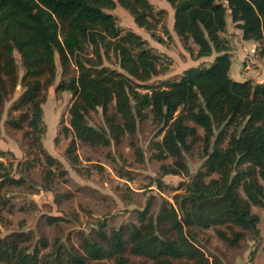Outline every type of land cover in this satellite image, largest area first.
<instances>
[{
  "label": "trees",
  "instance_id": "16d2710c",
  "mask_svg": "<svg viewBox=\"0 0 264 264\" xmlns=\"http://www.w3.org/2000/svg\"><path fill=\"white\" fill-rule=\"evenodd\" d=\"M165 1L174 11L173 30L184 48L191 51V42L197 46L196 58L217 56L208 67H191L177 80L153 84V78L168 72L160 69L163 57L137 33L122 30L110 12L121 7L138 28L156 38L160 25L169 39L149 0H0V118L7 98L20 85L21 95L5 124L24 129L23 138L31 140L51 166L54 159L45 153L41 137L56 57L64 76L74 72L55 88L72 94L66 129L71 144H118L124 134L136 132L138 120L151 116L163 133L154 143V158L174 159L160 167L162 175H188L183 154L201 140L204 158V170L183 183L184 193L175 195L174 202L164 201L157 214L150 213L148 204L138 212L139 225L106 231L102 222L78 248L55 245L44 254L22 247L20 234L0 235V264H135L130 257L140 259L138 264H223L197 245L201 231L213 228L230 246L238 245L245 231L258 233L259 218L251 208H264V83L230 77V46L224 33L229 16L244 41L262 43L264 0ZM88 47L92 57L86 56ZM103 56H112L119 70L105 67ZM112 101L116 116L108 115ZM98 108L105 115L108 135L87 122ZM4 155L0 150V158ZM0 171V189L6 180L26 181L24 175L8 177L1 161ZM205 177L211 178L205 182ZM41 247L49 245L42 240Z\"/></svg>",
  "mask_w": 264,
  "mask_h": 264
},
{
  "label": "rangeland",
  "instance_id": "374dc122",
  "mask_svg": "<svg viewBox=\"0 0 264 264\" xmlns=\"http://www.w3.org/2000/svg\"><path fill=\"white\" fill-rule=\"evenodd\" d=\"M149 1L153 2L155 16L161 19L166 29L170 28L173 12L160 13L162 2ZM110 12L122 30H135L150 43H161L163 48L175 54L176 61L183 62L177 61L179 65H173L167 54H159L151 48L163 57L160 69L167 68L168 72L153 78L150 83L173 80L176 73L199 63L200 60L195 57L197 48L191 42L188 43L191 51L183 47L187 54L184 58L180 57L182 54L177 55L179 47L167 38L160 25L154 32L156 38H153L144 29H138L131 15L123 8L117 7ZM234 38L239 43L238 36ZM148 41L147 46L150 44ZM86 53V56L92 57L90 47ZM15 57L20 66L18 54ZM56 65V78L46 92L47 99L43 106L45 132L41 137L42 147L54 159V165L49 164L36 145L32 146L31 140L23 138L24 129L14 130L5 124L12 105L21 95L20 85L7 98L0 118V150L5 153L0 161L5 166V173L10 178L19 179L24 175L26 179L21 184L6 180L0 189V235L3 238L20 234L22 247L29 250L37 248L41 254L51 252L55 245L78 248L81 239L93 237L102 222L106 231L119 229L129 223L139 225V211L149 204L150 213L157 214L164 201L174 202L175 195L184 193L183 183L190 182L198 172L204 170L201 140L189 153L183 154L188 175H162L160 167L171 165L174 159L154 158L157 154L154 143L161 141L163 133H160L161 128L153 123L151 116L138 120L136 132L133 135L124 134L118 144L112 140L108 146L92 147L79 141L71 144L72 135L66 129L69 127L68 108L73 99L72 94L57 93L55 88L61 80L73 76L74 72L72 70L69 76H64L58 57ZM103 65L119 70L112 56H103ZM22 75L20 67L19 77ZM248 80L255 83L254 79ZM108 115L116 116L114 101L108 106ZM87 122L93 128L109 134L105 115L100 108L89 113ZM196 129L203 137V130L199 127ZM49 171L51 174L47 177ZM211 177L216 178L215 175ZM211 177H205L204 181L207 182ZM251 210L259 218L258 233L253 235L245 231L244 239L236 246H230L218 238L213 228L200 232L197 245L207 257H218L223 264H264V208L253 206ZM221 229L225 230V227ZM42 240L48 243V248L42 249ZM130 259L135 264L140 262L136 257Z\"/></svg>",
  "mask_w": 264,
  "mask_h": 264
},
{
  "label": "crops",
  "instance_id": "0c3cea01",
  "mask_svg": "<svg viewBox=\"0 0 264 264\" xmlns=\"http://www.w3.org/2000/svg\"><path fill=\"white\" fill-rule=\"evenodd\" d=\"M160 1L162 2L161 9L163 11L167 13L173 12L171 13L172 15L171 27L167 29V33L169 40H172L174 45L178 46L180 49L181 53L178 52L177 55L180 56L182 54V56L180 57H183L187 53L183 49L184 44H182L181 39L175 34L173 30L174 11L165 0H160ZM150 3L153 4V2ZM228 18L229 20L227 19V28H226V32L224 33V37L229 40V46H230V51H229V54L231 55L230 77L237 82H243L248 79H254L255 83H264V41L262 43L244 41L242 39V32L235 27V25L231 22L230 17ZM138 29L142 30V28H138ZM133 32L137 33L138 31L134 30ZM232 35L238 36L239 43H237V41H234L235 38L234 36L232 37ZM145 40L148 41L147 39ZM149 47L159 52V54L160 53L167 54L172 59L173 65L174 63L178 64V62L183 63L178 60L177 62L174 58L175 54H173V52L171 51L169 52L168 50H166V48H163V46H161V43H150ZM193 47L197 48L196 45H193ZM196 52L197 49H195V53ZM216 56L217 54L213 53L210 57L199 58L200 60L199 63L191 67H196V66L208 67L210 64L213 63ZM183 58L181 59L183 60ZM188 68H185L181 72L176 73V75H174L175 77L173 80L179 79L183 71H185Z\"/></svg>",
  "mask_w": 264,
  "mask_h": 264
}]
</instances>
